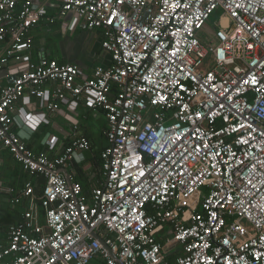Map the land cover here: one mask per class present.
I'll return each instance as SVG.
<instances>
[{"label": "built area", "instance_id": "built-area-1", "mask_svg": "<svg viewBox=\"0 0 264 264\" xmlns=\"http://www.w3.org/2000/svg\"><path fill=\"white\" fill-rule=\"evenodd\" d=\"M57 6L59 18L72 12L101 29L111 63L87 74L40 57L6 74L0 143L44 184L39 203L31 181L20 193L0 186V206L28 200L8 225L0 264H264V0ZM44 16L32 0H0V70L32 46ZM25 90L41 108H15ZM73 99L106 120L103 180L88 195L59 172L84 161L85 136L50 157L22 135Z\"/></svg>", "mask_w": 264, "mask_h": 264}, {"label": "crops", "instance_id": "crops-1", "mask_svg": "<svg viewBox=\"0 0 264 264\" xmlns=\"http://www.w3.org/2000/svg\"><path fill=\"white\" fill-rule=\"evenodd\" d=\"M32 3L35 8L43 9L45 16L30 29L32 46L30 48L22 47L10 57L9 62L0 70V88L8 83L7 73L21 71L25 68L28 60L36 61L40 57L53 58L62 63L77 64L87 74H91L97 66L108 67L110 65V55L101 46L103 38L101 29L84 27L81 22L74 19L75 16L72 12L59 18L58 0H32ZM5 51L4 46H1L0 57L5 54ZM44 87L51 89L53 84L47 83ZM41 106L42 102L25 90L23 96L16 102L15 108L29 109L41 108ZM46 118L47 122L40 124L37 130L29 136L22 132L26 146L35 153L44 152L50 157L57 156L63 147L69 145L75 137L85 136V134L89 135L96 143L92 129L97 122L99 124L101 121L100 134L106 139L102 135L103 129L106 127L104 113L101 110L89 108L83 99L60 103L59 110L48 112ZM44 139L48 140L44 141ZM106 143L107 140L104 146ZM99 144L101 143H97V145ZM84 155L83 162L75 163L65 169L70 181H79V184L85 183L86 187L84 188L86 189L83 191L88 195L91 189L98 185L97 171L92 165L91 147L84 152ZM63 169L64 167L59 168L60 173ZM27 181H32L31 174L25 172L21 168L20 162L0 143V186L12 187L20 193ZM8 199V197L5 198L4 203L0 206V245L7 242L8 225L21 219L23 205L27 206L28 204L26 198H22V205H14ZM40 221H43L42 212H40Z\"/></svg>", "mask_w": 264, "mask_h": 264}, {"label": "trees", "instance_id": "trees-1", "mask_svg": "<svg viewBox=\"0 0 264 264\" xmlns=\"http://www.w3.org/2000/svg\"><path fill=\"white\" fill-rule=\"evenodd\" d=\"M105 128L103 129V132H104ZM102 135L104 136L103 133H102ZM85 136L87 137L88 141L91 144V154H92L91 161H92V165H94L93 166L94 169L97 171V175H96L97 179L96 180H97V183L99 184L103 180V175H102V171H101L100 152L104 147V143H105L106 139L103 138L104 141L101 144L97 145V143H95L94 140L89 135L85 134ZM78 169H81V167H78ZM31 179H32L31 182H32L33 187H34V196L36 197V202L39 203V198L42 194V187L44 184V180L42 179V177L36 176V175H31ZM78 183H79V181H78ZM81 186L83 187V190L86 189V188H84V187H86L85 183L81 184ZM89 264H104V262L102 260H97L96 258H94L93 260H91V262Z\"/></svg>", "mask_w": 264, "mask_h": 264}, {"label": "rangeland", "instance_id": "rangeland-1", "mask_svg": "<svg viewBox=\"0 0 264 264\" xmlns=\"http://www.w3.org/2000/svg\"><path fill=\"white\" fill-rule=\"evenodd\" d=\"M220 11L217 10L216 13L213 14L212 18L209 21V26L213 27L214 26V22H217L218 19V15H219ZM101 127H102V121L98 124V122L95 124L94 128L92 129V132L94 134V139L96 141V143H102L104 141L103 137L101 136ZM94 176V174H93ZM97 260H101L99 257L96 258Z\"/></svg>", "mask_w": 264, "mask_h": 264}, {"label": "water", "instance_id": "water-1", "mask_svg": "<svg viewBox=\"0 0 264 264\" xmlns=\"http://www.w3.org/2000/svg\"><path fill=\"white\" fill-rule=\"evenodd\" d=\"M62 173L65 175V178L67 179V182L70 183V180H69V177H68V172H67V170L65 168L62 170ZM92 236L95 237V238H98V239H100V241H102V239L95 232H92Z\"/></svg>", "mask_w": 264, "mask_h": 264}]
</instances>
